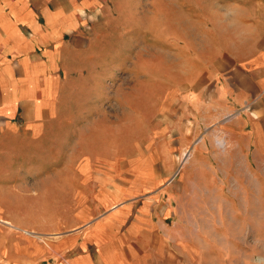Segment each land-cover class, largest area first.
I'll list each match as a JSON object with an SVG mask.
<instances>
[{
    "label": "crops",
    "instance_id": "crops-1",
    "mask_svg": "<svg viewBox=\"0 0 264 264\" xmlns=\"http://www.w3.org/2000/svg\"><path fill=\"white\" fill-rule=\"evenodd\" d=\"M113 26L175 30L174 74L128 88L157 126L139 155L106 110ZM249 220L264 236V0H0V264H264L232 248Z\"/></svg>",
    "mask_w": 264,
    "mask_h": 264
},
{
    "label": "rangeland",
    "instance_id": "rangeland-1",
    "mask_svg": "<svg viewBox=\"0 0 264 264\" xmlns=\"http://www.w3.org/2000/svg\"><path fill=\"white\" fill-rule=\"evenodd\" d=\"M118 16V15H117ZM121 24H127L128 17L127 13H122L118 16ZM117 17L115 16V20ZM175 33V30H161L157 28L152 29H132L129 27H107L101 32V36L104 39L105 47L107 51L103 54L102 69L110 70L114 68V76L105 80V87H112L114 85H120L118 93L119 104L115 103V95L112 96L106 104V110L110 115L115 117V153H131L139 155L143 153L146 145V140L153 133L157 126L153 124L143 123V114L139 113L129 114L128 110L132 106L135 108H142L140 103L136 100L138 96H142L140 93L129 92L128 88L131 84H140L139 79L136 78V82H132L134 75L144 72V68L150 65V69L146 70L152 75V87L157 84L156 78L161 75H173L172 67L174 66V57L171 52L174 46L167 44H160V37H164L166 34ZM143 37L151 40V45L143 44ZM144 55L150 56V63H147ZM136 59V60H135ZM134 98H136L134 100ZM154 101V99H153ZM134 102H137L134 104ZM115 103V105H114ZM114 106V108L112 107ZM154 106V104H153ZM153 109V108H152ZM154 112V109H153ZM141 117V118H138ZM170 143V142H169ZM186 153L184 152L181 158H177L181 162L184 161ZM175 159V156L173 157ZM152 161L156 165H161V160H155L152 157ZM177 163V162H176ZM176 163L173 167L172 172L168 174V180H177ZM206 192V190H201ZM185 197L180 201V207H183L184 213H195L198 218V223L202 225L201 228L212 229L213 220L209 217L213 212V206L207 201L196 204L192 202V199H186ZM179 205V203H178ZM238 207V206H236ZM221 213L223 206H221ZM232 223L236 226L239 222L238 211L232 213ZM195 217V218H196ZM190 218V215H187ZM259 223V221H257ZM255 223L256 221L247 222V236L246 237H232V248H264V236L257 237L255 234ZM233 229H238L233 227ZM238 232V230H233ZM246 238V239H245ZM241 242V243H240Z\"/></svg>",
    "mask_w": 264,
    "mask_h": 264
},
{
    "label": "bare ground",
    "instance_id": "bare-ground-1",
    "mask_svg": "<svg viewBox=\"0 0 264 264\" xmlns=\"http://www.w3.org/2000/svg\"><path fill=\"white\" fill-rule=\"evenodd\" d=\"M184 158V157H183Z\"/></svg>",
    "mask_w": 264,
    "mask_h": 264
}]
</instances>
